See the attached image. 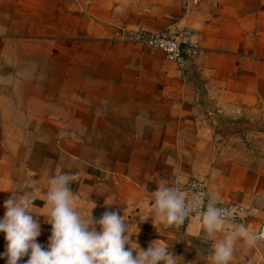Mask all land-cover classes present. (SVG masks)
<instances>
[{
	"label": "crops",
	"instance_id": "0c3cea01",
	"mask_svg": "<svg viewBox=\"0 0 264 264\" xmlns=\"http://www.w3.org/2000/svg\"><path fill=\"white\" fill-rule=\"evenodd\" d=\"M167 28L193 51L185 66L115 42ZM61 172L78 174V207L124 215L133 247L162 240L178 264H209L235 225L209 239L199 216L154 220L160 233L141 220L161 181L202 180L248 210L257 239H237L230 264H264V0H0V219L7 190L34 196L44 248L47 181Z\"/></svg>",
	"mask_w": 264,
	"mask_h": 264
},
{
	"label": "clouds",
	"instance_id": "9594fccd",
	"mask_svg": "<svg viewBox=\"0 0 264 264\" xmlns=\"http://www.w3.org/2000/svg\"><path fill=\"white\" fill-rule=\"evenodd\" d=\"M78 179V174L61 172L48 177L45 195V221L52 231L48 246L37 242L41 234L40 223L34 218V196L14 190L5 200L4 217L0 219V232L7 241L3 257L7 264H19L25 257L26 264H178L177 257L162 240L151 241L146 250L138 243L133 247L132 224L116 211H105L99 219L94 218L93 207L84 210L78 207L70 185ZM152 208L141 222L152 218L157 232L158 220L166 225H179L193 212H199L202 229L209 239L234 220L235 208L219 207L215 198H207L197 193L188 202L179 188L168 186L161 181L152 192ZM108 205V204H106ZM243 238L250 244L257 237L243 224L235 225L234 230L215 240L212 244L209 264H230L233 259L235 242ZM182 260L183 258L180 257Z\"/></svg>",
	"mask_w": 264,
	"mask_h": 264
},
{
	"label": "built area",
	"instance_id": "2783aa9c",
	"mask_svg": "<svg viewBox=\"0 0 264 264\" xmlns=\"http://www.w3.org/2000/svg\"><path fill=\"white\" fill-rule=\"evenodd\" d=\"M115 42L137 44L150 49L161 50L168 59L178 62L181 66H185L186 64V56L193 54V51L187 47V42L182 41L179 35L173 34L170 28L161 32L137 30L133 33H127L126 31H122L116 36ZM181 191L184 192L188 202H191L197 193L204 194L205 204L207 198H209L205 182L199 179L190 180ZM217 206L223 208H235V218L229 223L234 225H246L248 210L244 206L237 203H218ZM190 216L200 217V214L199 212H193ZM262 233L263 229L260 234Z\"/></svg>",
	"mask_w": 264,
	"mask_h": 264
},
{
	"label": "rangeland",
	"instance_id": "374dc122",
	"mask_svg": "<svg viewBox=\"0 0 264 264\" xmlns=\"http://www.w3.org/2000/svg\"><path fill=\"white\" fill-rule=\"evenodd\" d=\"M3 253L4 252H0V257L3 256ZM29 257L28 256H25L20 262L19 264H26V261ZM0 264H7V258L6 257H3V258H0Z\"/></svg>",
	"mask_w": 264,
	"mask_h": 264
}]
</instances>
